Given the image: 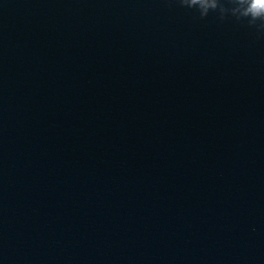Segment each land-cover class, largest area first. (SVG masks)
Returning <instances> with one entry per match:
<instances>
[{
	"label": "water",
	"instance_id": "obj_1",
	"mask_svg": "<svg viewBox=\"0 0 264 264\" xmlns=\"http://www.w3.org/2000/svg\"><path fill=\"white\" fill-rule=\"evenodd\" d=\"M196 11L0 0V264H264V32Z\"/></svg>",
	"mask_w": 264,
	"mask_h": 264
},
{
	"label": "clouds",
	"instance_id": "obj_2",
	"mask_svg": "<svg viewBox=\"0 0 264 264\" xmlns=\"http://www.w3.org/2000/svg\"><path fill=\"white\" fill-rule=\"evenodd\" d=\"M174 2L187 9L193 5L197 6L196 13L200 18L213 12L220 21L232 17L236 21L254 25L259 32H264V0H241V5H246L244 7L234 5L231 0H174Z\"/></svg>",
	"mask_w": 264,
	"mask_h": 264
}]
</instances>
